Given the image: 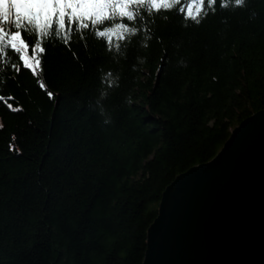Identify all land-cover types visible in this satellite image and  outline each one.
<instances>
[{
  "label": "trees",
  "instance_id": "1",
  "mask_svg": "<svg viewBox=\"0 0 264 264\" xmlns=\"http://www.w3.org/2000/svg\"><path fill=\"white\" fill-rule=\"evenodd\" d=\"M152 2L0 43V264H141L165 187L264 109V0Z\"/></svg>",
  "mask_w": 264,
  "mask_h": 264
},
{
  "label": "water",
  "instance_id": "2",
  "mask_svg": "<svg viewBox=\"0 0 264 264\" xmlns=\"http://www.w3.org/2000/svg\"><path fill=\"white\" fill-rule=\"evenodd\" d=\"M141 264H264V109L165 187Z\"/></svg>",
  "mask_w": 264,
  "mask_h": 264
},
{
  "label": "snow or ice",
  "instance_id": "3",
  "mask_svg": "<svg viewBox=\"0 0 264 264\" xmlns=\"http://www.w3.org/2000/svg\"><path fill=\"white\" fill-rule=\"evenodd\" d=\"M244 2L245 0H234L235 6H242ZM134 3L140 4L143 0H0V21L3 22L0 23V43L8 41L14 53H21L29 47L31 36L35 33L41 38L47 37L48 42H51L62 32L67 37L73 31L79 32L88 28V21L93 28L106 21H113L105 25V30L98 31L101 37L106 35V31L116 29L131 31L135 35L136 29L130 28L123 22L125 19L133 21L138 18L139 14L130 9ZM216 3L217 0H202L201 6L206 4L211 8ZM220 6L228 5L221 0ZM152 7H157L155 0L152 2ZM199 11L200 9H197V15ZM191 18L195 20L196 16ZM65 20L68 22L67 27ZM5 24L9 26L7 30ZM73 24L77 25L75 30L71 27ZM4 51V47L0 46V53ZM37 51H44L41 43H36L33 48L34 63L32 64L23 55L20 56L25 68L34 70L39 65V60L36 58ZM9 55L13 53L10 52ZM16 71L18 72L19 68Z\"/></svg>",
  "mask_w": 264,
  "mask_h": 264
}]
</instances>
